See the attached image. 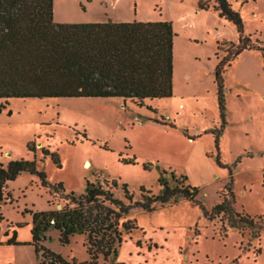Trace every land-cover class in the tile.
<instances>
[{
  "label": "rangeland",
  "instance_id": "1",
  "mask_svg": "<svg viewBox=\"0 0 264 264\" xmlns=\"http://www.w3.org/2000/svg\"><path fill=\"white\" fill-rule=\"evenodd\" d=\"M200 0H53L57 24L168 22L172 24V95L139 106L121 98H29L0 100V164L35 161L49 185L21 173L0 200V264H37L31 242L32 213L59 210L66 193L80 195L85 185L117 181L114 197L125 204L158 195L161 176L199 190L200 206L178 200L152 212L130 211L137 229L123 236L116 258L99 264H264V231L241 234L209 211L232 189L234 208L264 216V0H227L243 22L244 50L225 66V125L217 103L215 68L238 41L236 27ZM165 119L167 125L155 120ZM172 125V127H170ZM189 138H194L190 140ZM27 145L32 151H28ZM42 150L56 154L57 167ZM220 163L217 164V153ZM141 189L144 191L141 192ZM149 191L150 193H147ZM224 226L226 234L221 230ZM16 232V242L8 240ZM41 245L66 259H89L86 236L62 246L59 233H45Z\"/></svg>",
  "mask_w": 264,
  "mask_h": 264
},
{
  "label": "trees",
  "instance_id": "2",
  "mask_svg": "<svg viewBox=\"0 0 264 264\" xmlns=\"http://www.w3.org/2000/svg\"><path fill=\"white\" fill-rule=\"evenodd\" d=\"M207 1L200 0L199 9L209 10ZM213 1L218 17L232 23L238 33L229 56L220 60L214 71L222 121L220 129L213 133L218 145L225 125L224 67L254 46L243 37L242 19L230 3ZM174 37L172 24L168 22L57 24L53 21V0H0V100L6 103L9 99L29 98H121L141 106L143 101L170 98ZM155 122L167 125L165 119ZM27 149L32 151L28 145ZM42 153L59 167L56 154L46 150ZM216 161L223 167L219 152ZM21 173L36 175L49 192H65L61 183L52 186L46 182L35 161L10 160L6 166L0 164V200L7 183ZM170 176L172 186L161 176L160 193L144 196L135 203H131L132 195L126 185L121 184L128 204L114 197L112 189L117 188V181L111 180L109 187L108 181L104 185L87 182L84 193H66L65 204L59 210L32 213L31 242L26 245L33 246L37 264H99V257L111 262L123 236L137 229L136 220L129 219L130 211L149 213L178 200L200 206L199 190L185 184L184 177L175 180ZM233 195L230 189L219 203L209 211L204 210V216L210 221L219 219L241 234L249 231L259 236L264 231V216L253 218L237 211ZM50 230L59 233L62 246L69 245L75 235H85L89 259L68 260L41 245ZM221 230L226 234L224 226ZM7 243L21 245L16 242V232Z\"/></svg>",
  "mask_w": 264,
  "mask_h": 264
},
{
  "label": "crops",
  "instance_id": "3",
  "mask_svg": "<svg viewBox=\"0 0 264 264\" xmlns=\"http://www.w3.org/2000/svg\"><path fill=\"white\" fill-rule=\"evenodd\" d=\"M9 183V182H8ZM8 183H7V185H8Z\"/></svg>",
  "mask_w": 264,
  "mask_h": 264
}]
</instances>
